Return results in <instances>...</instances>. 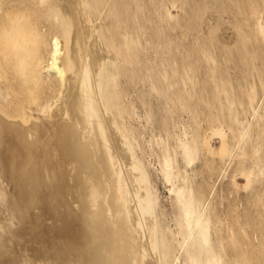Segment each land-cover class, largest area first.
<instances>
[{
  "label": "bare ground",
  "instance_id": "obj_1",
  "mask_svg": "<svg viewBox=\"0 0 264 264\" xmlns=\"http://www.w3.org/2000/svg\"><path fill=\"white\" fill-rule=\"evenodd\" d=\"M224 1L0 0V264H264V231L254 256L250 220L220 226L214 186L198 179L197 162L218 154L222 178L240 158L242 187L264 180V77L262 93L245 84L237 106L240 91L203 45L214 44L216 27L212 40L198 29L209 8L225 14ZM246 6L229 22L244 46L254 36L264 51V2ZM177 23L194 32L199 24L204 43L183 44L181 65L175 52L152 66L148 45L172 53L167 30ZM195 51L218 105L197 96L211 84L187 58Z\"/></svg>",
  "mask_w": 264,
  "mask_h": 264
},
{
  "label": "rangeland",
  "instance_id": "obj_2",
  "mask_svg": "<svg viewBox=\"0 0 264 264\" xmlns=\"http://www.w3.org/2000/svg\"><path fill=\"white\" fill-rule=\"evenodd\" d=\"M212 1V0H211ZM213 1H215V0H213ZM236 0H234L233 1V3L231 2V1H229V0H226V1H224L223 3H226V2H230L229 4H231L232 6H229L228 8L229 9H226V11L224 10V12H225V14L223 15V12H221V11H219V10H216V8L214 9L213 7V9L211 8V10H210V8L208 9V11L206 12V14L204 15V19L202 18V19H197V21H200V22H202V23H199V22H197V23H199V24H201L199 27H198V29L199 30H201V28H202V32H203V34H202V32L201 31H199V30H197V26L199 25H197V23L195 24V26H196V29H194L195 30V32L193 31V30H189L188 28H186V29H188V30H186L185 29V27L184 28H179V25L180 24H178V25H175L173 28H172V30L171 29H169L170 31H168L167 30V32H169V35L171 36H169L168 38L170 39L168 42H170L171 41V48H172V50L174 51H172V53H171V49L170 48H164V49H166V51H164V57H162V56H160V54H157L156 52H155V50H154V48H153V46H152V44H149L148 45V48L146 49L147 50V53H148V55H149V57H150V59H151V64H152V66H154L156 63H158V62H160L162 59L164 60V61H167L169 58H168V54H169V57H171V55L173 56V53H174V55H175V52H177V56H179V58L177 57V59L179 60V65H181V62H182V64H183V55H179V53H181L182 51H180L181 50V48L183 49V44H186L185 46H187V47H194L195 45H192V44H194V43H197V42H199L200 43V41H202L201 40V38L200 37H198V36H201L200 35V33L199 32H201V34H202V36L203 37H205V36H207L208 38H210V37H212L211 38V40L214 38L213 36H210V35H213L214 33L213 32H215V38H217V40L214 38V44H210V46H209V44L208 45H206V44H203L202 42V44L203 45H205L206 47L208 46V49H214L213 51H214V54L216 55V51L215 50H217V56H216V60H218L217 62H218V64H220V65H218V67L220 66V70L221 71H218V74L220 75L221 74V72H222V74L225 72L226 74H224V75H226L227 76V78L230 80V81H232V82H230V81H228V83H226V84H229V83H233V85L234 86H236L235 88H236V90L234 89V93H235V91H236V93H238L239 91V94L241 93V98H238L239 96L237 95H235L236 96V98H238L237 99V106H238V103H239V107H240V105H242L241 103H240V100L239 99H242V100H244V95H248V94H243L244 92L246 93V91H248L249 89H247L246 90V87H248V86H246L245 84H248L249 86H250V84H252V82H254L255 83V85L257 86L256 87V90L258 89V91H257V93H258V95H260L261 93H262V86H261V82H260V80H261V78L262 77H264V74H263V71H264V58H262L263 56H264V51H261V48H260V45H258L259 46V48L257 47V44H259L257 41H259L258 39H256V38H254V36H251V37H253L250 41H249V39H247L246 41H245V43H246V47H247V49H248V53L249 52H251V54H252V56H254V53H256L257 55L255 56V57H253L252 58V56L249 58V54L246 52V50L244 49L245 48V46H244V42H242L241 43V41L239 40H237V39H239L240 38V36L238 35V37H236V33H237V29H236V26L234 27V25H233V22H229V21H231L230 19H231V17H233V14H235V17L237 16V13H238V15L240 16L241 15V13H239L240 12V10L242 11V10H245V7H247L246 5H247V1H245V2H243V0H237L238 1V3H240L239 4V6L238 7H236L237 5H234V4H236V3H234ZM261 1H263L264 2V0H261ZM209 2H210V0H209ZM244 4L245 5V7L242 5V4ZM211 4V6H216L217 5V3L215 4V5H212V3H210ZM210 6V7H211ZM234 6V7H233ZM240 7H242V8H240ZM177 8V7H176ZM175 7H172V10H173V12L174 13H177V14H183L182 16L180 15V17L179 18H182L183 16H184V13H182L183 11L182 10H179L180 8H177L176 9ZM233 8V10H231ZM234 8H235V10H234ZM240 8V9H239ZM228 10V11H227ZM231 10V11H230ZM217 11H219V12H217ZM234 11H236V12H234ZM217 12V13H216ZM230 13V14H228V13ZM215 13V14H214ZM214 14V15H213ZM220 14V15H219ZM218 15L220 16V18H221V15H222V18H221V20L223 19V17H228L227 19L226 18H224L225 19V21L223 20V22H226V21H228L227 23H229V24H227V23H223L221 20H220V22L222 23V24H220L219 25V17H218ZM225 15H228V16H225ZM229 15H231V16H229ZM239 16H237V17H239ZM229 19V20H228ZM202 20H205V21H202ZM216 21L218 22V25L220 26V27H217L218 25L216 24ZM214 24L216 25V26H214ZM233 25V26H232ZM178 26V27H177ZM212 26V27H211ZM232 26V27H231ZM176 27V28H175ZM213 27H216V28H214V29H211V28H213ZM228 29H227V28ZM219 28V29H218ZM233 30H232V29ZM225 29V30H224ZM214 30V31H213ZM175 31V32H174ZM193 31V32H192ZM197 31H199V32H197ZM209 31H213L212 33L213 34H211V32H209ZM172 35H171V34ZM180 33V34H179ZM197 33H198V35H197ZM204 33H206V35L204 34ZM235 35H234V34ZM180 36H179V35ZM210 34V35H209ZM239 34V33H238ZM174 35V36H173ZM219 35V36H218ZM172 36H173V38H172ZM179 38H178V37ZM182 36V37H181ZM186 36V37H185ZM196 36H197V39H196ZM167 38V39H168ZM184 38V39H183ZM186 38V39H185ZM191 38V39H190ZM198 38H200V41H197L196 42V40H198ZM250 38V37H249ZM173 39V40H172ZM178 40H180L181 42H178ZM182 40H184L185 41V43H183L184 41H182ZM190 40V41H189ZM205 40V43L207 42V38H205L204 39ZM234 40H235V42L237 43V42H239V44H238V48L240 49V51L238 52V48H237V44L234 42ZM237 40V41H236ZM253 40H254V42H253ZM194 41V42H193ZM210 41V39L208 40V42ZM230 41V42H229ZM191 42V43H190ZM213 43V41H210L209 43ZM218 42V43H217ZM225 42L228 44H226V45H224L225 44ZM235 44H234V43ZM250 42V43H249ZM217 43V44H216ZM232 45H230V44ZM240 43L242 44V45H240ZM252 43V44H251ZM253 43H255L256 44V46H255V44H253ZM201 44V45H202ZM248 44V45H247ZM261 44V43H260ZM214 45V46H213ZM230 45V47H229V49L227 48L228 46ZM233 45H235V46H233ZM253 46V47H255V49L256 50H260V51H256L254 48H253V51H255V52H252L251 50V48H250V50H249V47L250 46ZM199 46V45H198ZM197 46V47H198ZM244 46V47H243ZM262 46V45H261ZM196 47V48H197ZM210 47H212V48H210ZM233 47H235V50L237 51V53H235L234 51L235 50H233L232 51V48ZM257 47V48H256ZM228 50H227V49ZM230 48H231V50H230ZM242 48V49H241ZM193 49V48H192ZM263 49V48H262ZM150 50V51H149ZM228 51V53H226L227 51ZM244 50V51H243ZM264 50V49H263ZM169 51V52H168ZM226 51V52H225ZM197 52H198V50H197ZM196 51H195V54L193 53V55H191V56H188L187 58H189V59H194V62H195V68H197V69H199V70H197L196 71V74L198 73V74H200V82H201V85H203V86H207V85H209L208 83H209V81H210V84H211V86H208V87H205V88H201V89H203V90H198L197 91V94L200 92V91H202L203 92V97L204 96H207L206 94H208V96H207V98H209L210 96V98H212V101H210V103H212L213 101V103L212 104H217L218 105V102L219 101H216V100H218V98H217V96H218V93L217 94H212L211 93V95H209V92H212V89H211V87H212V83H211V80H210V76L208 75V72L206 73V71L205 70H203V67H204V69H205V64L203 63L204 61H203V58H202V53L201 52H199L200 54H198ZM258 52V53H257ZM263 52V53H262ZM247 54V57H248V59L247 58H245V60H244V62L246 63H244L243 61H242V59L243 58H239V54ZM262 53V54H261ZM183 54V53H182ZM197 54L199 55V57L197 56ZM201 55V56H200ZM221 55V56H220ZM195 57H197V58H195ZM219 57V58H218ZM225 57V58H224ZM229 57V58H228ZM235 57V58H234ZM240 57H242L241 55H240ZM168 58V59H167ZM233 58V59H232ZM249 60V62L247 61V60ZM260 59V60H259ZM158 60V61H157ZM252 60V61H251ZM181 61V62H180ZM203 63V64H202ZM243 63V64H242ZM198 64V65H197ZM237 64V65H236ZM245 64V65H244ZM256 64V65H255ZM260 64V65H259ZM262 64V65H261ZM204 65V66H203ZM198 66V67H197ZM201 66V67H200ZM223 66V67H222ZM257 66V67H256ZM226 67V68H225ZM237 68V69H236ZM244 68V69H243ZM219 70V69H218ZM199 71V72H198ZM204 71H205V73H204ZM260 73V74H259ZM207 75V76H206ZM230 75V76H229ZM209 76V77H208ZM206 77V78H205ZM233 77V78H232ZM202 78V79H201ZM204 79V80H203ZM248 79V80H247ZM209 80V81H208ZM250 80V81H249ZM203 82H205L204 84H203ZM242 82V83H241ZM242 85H241V84ZM244 83V84H243ZM243 86V87H242ZM246 86V87H245ZM210 87V88H209ZM242 88V89H241ZM206 89H208V91H209V89H211L209 92L206 90ZM205 90L207 91V93L205 92ZM239 90V91H238ZM214 92H215V90H213ZM244 91V92H243ZM213 92V93H214ZM217 92V91H216ZM248 93V92H247ZM201 94V92L197 95L198 97H199V95ZM215 95V96H214ZM217 95V96H216ZM214 96V97H213ZM244 96V97H243ZM201 98V97H200ZM209 98V99H210ZM217 98V99H216ZM246 99V98H245ZM211 100V99H210ZM154 103H155V107H156V110L158 111V103L156 102L157 100H156V97H154ZM201 101H202V98H201ZM209 103V104H210ZM220 103V102H219ZM208 103H203V101H202V104L201 105H203V107H209V104L207 105ZM205 105V106H204ZM211 105V104H210ZM241 108V107H240ZM248 113L249 112H244V110H242V112H241V116H245V115H248ZM202 115L204 116L205 115V112L203 111V113H202ZM261 121H263L262 123L264 124V120L262 119ZM206 123V122H205ZM205 123H203V126L201 127V129L203 130V132H206V133H208L209 131H210V129L208 128V126H207V124H205ZM209 130V131H208ZM212 142H213V144L217 147V146H219V144H220V142H219V138H214L213 140H212ZM263 145H264V141H263ZM263 150H264V147H263ZM212 158H214L213 159V164L212 165H206V164H204V161H205V159H204V156L197 162V164H198V166H199V168H200V170H201V173H200V175H199V177H198V179L201 181V179L202 180H204V181H201V182H204V185H205V189L208 191V192H210V190L212 189V187L214 186V192H212V196H214L213 197V200L215 201L214 203H215V205L216 206H214V209L215 210H213V211H215V213H217L216 215H218L220 218L222 217V219H224V218H226L225 220H222L219 224H220V226L222 225H224L225 226V224H226V222L227 221H230V219H229V217L231 218L232 217V221L234 220L235 221V219H237V218H240V219H248V220H250V226H248V230H249V232H250V234L249 235H251L250 236V240H251V243H252V249H251V253H252V255H254L253 253L255 252V255H257L258 257H261V255H260V237H259V233H261L262 232V230L264 231V205H262L264 202V198H260L261 197V194H262V196H264L263 194H264V191L263 192H260L261 191V189L263 190L264 189V180L262 181V182H256L255 183V189L253 190L252 188H250V187H242V185H243V182H245L246 180V178H245V176L240 172V168H242L241 166H243V164H242V160H240L239 162H238V160L240 159V158H236L237 159V161H232L231 162V165L229 166L230 168H228V170H227V173H226V175L222 178L221 177V175H219V162H218V160L220 159V157H219V155L218 154H215L214 156H211ZM250 157V158H249ZM249 158V159H248ZM248 158L247 159H245V164H249L251 161H250V159H251V156H248ZM242 159V158H241ZM233 163V164H232ZM240 163V164H239ZM238 165H239V167H238ZM206 166V167H205ZM211 166V167H210ZM206 169V170H205ZM205 170V171H204ZM211 170V171H210ZM233 172L235 173L236 172V176H233L234 174H233ZM241 173V174H240ZM233 174V175H232ZM202 175V176H201ZM216 175V176H215ZM218 175V176H217ZM227 176V177H226ZM231 176V177H230ZM204 177V178H203ZM208 177V178H207ZM233 177H235V179L237 178V180H238V186L236 187V185L233 183V182H230V181H232V178ZM212 178V179H211ZM225 178V179H224ZM210 179V180H209ZM229 179V180H228ZM231 179V180H230ZM221 180V181H220ZM209 181V182H208ZM206 182H208V183H206ZM157 183H158V187H159V190H160V192H161V195H162V202H164L163 204H165V205H167V206H169L170 207V203H169V200L167 199V191H166V188L164 187V185H163V183L161 182V180H159V179H157ZM209 183H212V184H210L209 185ZM215 183V184H214ZM163 185V186H162ZM207 185V186H206ZM213 185V186H212ZM258 185V186H257ZM260 186V187H259ZM209 189V190H208ZM220 189V190H219ZM259 191V192H258ZM246 192V193H245ZM214 193V194H213ZM257 193V194H256ZM259 194V195H258ZM257 196H259V197H257ZM217 197H218V199H217ZM252 197V198H251ZM258 198H260V200H263V201H259V199ZM218 200V201H217ZM239 202H241L240 204H239ZM253 202V203H252ZM261 202H263V203H261ZM217 203V204H216ZM260 203V204H259ZM253 205L255 206V207H253ZM240 206H242V207H240ZM216 207V208H215ZM252 207H253V210H252ZM220 208V209H219ZM225 208V209H224ZM241 209V210H240ZM244 210V211H243ZM233 211V212H232ZM237 211V212H236ZM221 212V213H220ZM250 212V213H249ZM233 213V214H232ZM236 214V215H235ZM240 214V215H239ZM225 216V217H224ZM237 216V217H236ZM256 218V219H255ZM263 219V220H262ZM225 221V222H224ZM260 221H261V223H260ZM262 221H263V223H262ZM231 222V221H230ZM259 224H261L262 226L261 227H259ZM253 227H252V226ZM257 226L259 227L258 228V230H257ZM250 228V229H249ZM261 228V229H260ZM254 229V230H253ZM260 230V231H259ZM255 232V233H254ZM254 234H256V235H254ZM254 236H256V237H254ZM252 238H253V242H252ZM254 239H256V241L254 240ZM255 243V244H254ZM255 245V247H254V245ZM258 247H257V246ZM254 247V248H253ZM259 248V249H258ZM257 249V250H256ZM253 250H254V252H253ZM258 251V252H257ZM254 255V256H255Z\"/></svg>",
  "mask_w": 264,
  "mask_h": 264
}]
</instances>
